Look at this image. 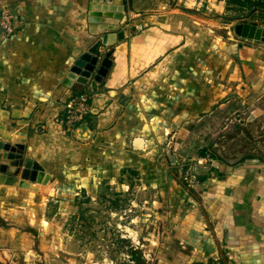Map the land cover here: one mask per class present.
<instances>
[{"label":"rangeland","instance_id":"rangeland-1","mask_svg":"<svg viewBox=\"0 0 264 264\" xmlns=\"http://www.w3.org/2000/svg\"><path fill=\"white\" fill-rule=\"evenodd\" d=\"M134 1H108L116 11L101 19L110 27L108 32L139 36L152 26L144 17L167 6L187 12L199 23L196 28L202 29L206 52L223 43L264 48L236 32L242 24L264 28V0H146V7L145 0L137 7ZM151 3L156 9H150ZM29 19L9 7L1 9L0 47L24 41V34L38 39L40 34L26 31L35 24V18ZM238 105L232 101L222 112L215 107L214 115L182 132L155 125L144 129L140 133L145 131L150 138L146 151L101 140L96 133L84 140V147H71L78 155L75 164L71 158L57 163L59 175L51 177L47 189L46 171L36 161L31 169L24 168L23 176L31 177L23 183L26 188L20 186V176L0 175V264H237L226 247L215 246L216 230L209 220L203 225L209 235L206 245L184 232V216L197 209L195 202L206 184L212 189L234 179V171L225 173L227 163L217 153L228 159L244 155L251 156L248 160L264 159V111L253 112L247 106L244 111ZM257 106L264 110V99ZM47 120L67 137L79 127L68 131L62 109L43 110L38 122ZM22 127L13 123L11 131ZM142 146V140L136 141V147ZM258 165L245 166L253 170ZM244 190L239 185L235 197L244 196Z\"/></svg>","mask_w":264,"mask_h":264},{"label":"crops","instance_id":"crops-1","mask_svg":"<svg viewBox=\"0 0 264 264\" xmlns=\"http://www.w3.org/2000/svg\"><path fill=\"white\" fill-rule=\"evenodd\" d=\"M76 1L0 0V10L9 7L27 19L35 18L26 31L40 34L36 40L24 34V41L0 47V142L24 145L26 158L38 162L50 179L59 175L57 163L71 158L74 165L78 155L73 146L84 147V140L96 133L101 140L126 142L146 151L150 138L140 132L153 125L182 132L219 109L224 111L232 101L243 110L247 106L253 112L264 111L254 107L264 99V48L223 43L206 52L200 40L202 29L196 28L199 23L187 12L167 6L144 17L152 26L139 36L130 38L122 31L124 39L118 41L119 32H106L110 37L100 48L101 56L112 51V66L101 83L92 79L87 86L66 87L75 59L104 36L91 32L95 14L87 0H78V5ZM139 3L136 0L134 6ZM154 6L151 3L150 9ZM82 92L91 95L92 112L72 136H63L50 120L38 122L43 110L64 111L66 103ZM13 123L22 130L11 131ZM138 140L143 141L142 148L136 147ZM248 159L251 156L244 155L223 168L225 173L234 171L229 184L203 187L197 209L184 216V232L209 245L203 226L209 220L216 230L215 246L226 247L235 263L264 264V159ZM248 162L258 163L259 168L247 169ZM250 174L256 179H249ZM50 183L44 185L46 189ZM239 185L245 195L235 197Z\"/></svg>","mask_w":264,"mask_h":264},{"label":"water","instance_id":"water-1","mask_svg":"<svg viewBox=\"0 0 264 264\" xmlns=\"http://www.w3.org/2000/svg\"><path fill=\"white\" fill-rule=\"evenodd\" d=\"M96 5H101L100 10H96ZM90 12L95 14V22L91 25V32L95 35H102V40L98 41L88 52L80 55L75 61L74 65L70 69L64 85L68 88H72L75 83L87 86L90 80L94 79L96 82L101 83L107 76L109 69L112 66L111 55L112 51H109L105 56H101V46L107 45L106 37H110L106 32L110 30V27L106 23H102L103 17H111L116 11L111 10L110 5L100 0H90ZM121 16V15H120ZM0 27V33L2 32ZM246 31V32H245ZM236 32L241 35L242 38L252 40L258 43L264 44V28L258 27L256 24H242L236 27ZM106 33V34H105ZM117 40L124 39V33L119 32L116 34ZM102 57V58H101ZM43 127L39 128V130ZM25 146L20 144H6L0 142V172L1 175L9 174L11 176H20V186L24 187L23 183L31 181L30 175L24 177V168L31 169L32 159H25ZM217 155L223 159L227 164L234 165L242 160V156L237 160H230L224 157L221 153ZM11 165L8 166L10 163ZM50 180V175H46L43 184L47 185Z\"/></svg>","mask_w":264,"mask_h":264},{"label":"built area","instance_id":"built-area-1","mask_svg":"<svg viewBox=\"0 0 264 264\" xmlns=\"http://www.w3.org/2000/svg\"><path fill=\"white\" fill-rule=\"evenodd\" d=\"M92 97L87 93L74 95L65 106L66 126L68 131H74L75 127L86 119L92 112Z\"/></svg>","mask_w":264,"mask_h":264},{"label":"bare ground","instance_id":"bare-ground-1","mask_svg":"<svg viewBox=\"0 0 264 264\" xmlns=\"http://www.w3.org/2000/svg\"><path fill=\"white\" fill-rule=\"evenodd\" d=\"M98 1H99V0H98ZM100 1H101V2H104V3L107 4L108 1H110V0H100ZM114 1H118V0H114ZM100 6H101V5H96V8H97L96 10H100ZM100 11H101V10H100ZM94 20H95V17H94ZM112 40H113V38H112Z\"/></svg>","mask_w":264,"mask_h":264}]
</instances>
